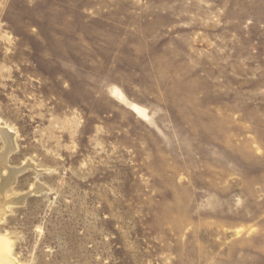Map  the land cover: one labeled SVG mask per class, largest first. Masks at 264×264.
Returning <instances> with one entry per match:
<instances>
[{"label":"rangeland","instance_id":"rangeland-1","mask_svg":"<svg viewBox=\"0 0 264 264\" xmlns=\"http://www.w3.org/2000/svg\"><path fill=\"white\" fill-rule=\"evenodd\" d=\"M0 158L11 264H264V0H0Z\"/></svg>","mask_w":264,"mask_h":264},{"label":"bare ground","instance_id":"bare-ground-1","mask_svg":"<svg viewBox=\"0 0 264 264\" xmlns=\"http://www.w3.org/2000/svg\"><path fill=\"white\" fill-rule=\"evenodd\" d=\"M1 135L3 136H6L7 137V134L8 133H6V131L5 130H3V131H1ZM6 141V140H5ZM9 142V141H8ZM6 145V144H5ZM11 151V150H10ZM5 156V155H4ZM1 157H3V156H1ZM1 160V162H2V160H3V158H0ZM5 159V158H4ZM3 163H5V161L3 162ZM27 167V165H25L24 167H22V168H20V169H13V170H10L9 172H8V174H9V176L7 177V178H5L4 180H5V183H8V184H12L13 183V181H14V179H15V176L17 175V174H19V173H21L25 168ZM3 168V167H2ZM33 188V187H32ZM32 192L33 191H35V190H31ZM31 193V192H30ZM22 196V195H21ZM24 196V195H23ZM22 198H24V197H20L19 198V201H22ZM5 199V198H4ZM6 200V199H5ZM12 202V201H11ZM14 203H16L15 201H14ZM7 245H8V242H7V240H5V239H2V238H0V264H11V262L9 261V259L7 258V256L5 255V252H3V251H6L5 249H6V247H7ZM8 255V254H7Z\"/></svg>","mask_w":264,"mask_h":264}]
</instances>
